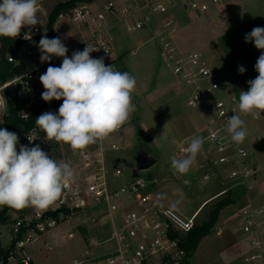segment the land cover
<instances>
[{
	"label": "built area",
	"instance_id": "2783aa9c",
	"mask_svg": "<svg viewBox=\"0 0 264 264\" xmlns=\"http://www.w3.org/2000/svg\"><path fill=\"white\" fill-rule=\"evenodd\" d=\"M224 2L226 0H107L98 8L86 4L74 6L60 13L56 23L68 21L81 27L75 41L61 39L68 48L69 57L76 50L83 51L88 43L98 49L90 54L91 57H102L105 65L110 63L116 48L114 29L121 28L125 33L149 29L150 39L161 48L173 77L192 90L188 105L196 107L219 91L220 86L214 81L202 53L183 51L177 45L176 36L180 28L173 11L180 7L184 11L207 16L212 8ZM46 25H36L24 33L21 36L24 43L7 55L8 62L14 65V76L0 84V127L7 115L9 101L17 102L23 122H29L36 107L42 103L46 104L39 115L56 113L60 107L57 103L43 101L41 97L44 88L40 75L49 64L58 67L62 63L59 57L46 62L40 60L37 38L45 34ZM29 36L31 39H27ZM136 54V49L130 51L131 56ZM16 67L21 70L17 71ZM238 101L239 94H230L210 103L214 120L204 140L211 144V148L202 153L205 162L200 169L203 170V182L221 173L226 174L230 185L221 195L241 187L244 201L237 209V233L249 245L247 264H264V189L259 171L249 162L248 150L242 144L233 143L226 132L227 121L232 115L254 120L264 119V115L256 119L241 114ZM27 136H32L35 141L30 142ZM43 137V131L36 125L31 127L23 133L17 151L19 145L33 147ZM98 142L96 151L87 146L78 153L76 169L83 172V176L70 182L47 209L39 214L31 207L9 209L0 216V238L3 228L7 229L9 237L7 246L1 244L4 252L0 256V264H38L31 253L32 247L42 236L68 224L77 233L73 229L68 230L67 239L74 241L79 238L86 245L83 259L74 260L73 264H148L155 258H159L162 264L164 261L165 264H182L185 261L182 237L193 229L199 212L185 217L175 207L161 206L142 178L118 188L112 187L106 169L105 149L102 141ZM111 150L118 152L119 148L113 144ZM213 168L215 171H211ZM114 175H123L119 165ZM3 210L0 206V213ZM216 234H222L220 227Z\"/></svg>",
	"mask_w": 264,
	"mask_h": 264
},
{
	"label": "rangeland",
	"instance_id": "374dc122",
	"mask_svg": "<svg viewBox=\"0 0 264 264\" xmlns=\"http://www.w3.org/2000/svg\"><path fill=\"white\" fill-rule=\"evenodd\" d=\"M67 1L70 0H38L41 8L38 13L41 24L38 25L45 26L54 7L58 3ZM76 1L74 6L86 4L98 8L107 0ZM173 14L176 20L178 19L177 22L184 20L185 24H190L189 34L185 32L187 29L183 28L180 31L181 43L193 46L197 52L203 53L202 55L209 63L214 81L220 86L219 91L209 95L207 101L203 100L198 106L190 107L188 100L192 90L173 77L165 64L164 53L159 45L150 39L148 31L125 33L121 28L114 29L116 48L109 64L114 65L119 71L129 72L136 78L137 86L132 92V102L136 110L132 113L130 121L123 125L124 129L114 132L102 140L101 144L105 149L106 169L112 187L118 188L124 183L142 178L149 185L148 191L161 206H174L182 215L191 217L205 200L226 189L230 184L224 173L207 182L202 181L203 170L199 166L203 161L202 153L211 148L208 141L204 140L203 149L196 163L187 174L183 175L182 179L177 178L175 170L171 167L170 158L173 155L182 158L185 154L181 152V149L188 144L189 138L193 135L206 137L214 120L210 103L220 97L248 90V81L255 79L258 75L254 66L261 50L252 48L245 42L246 35L243 29H236L228 34L223 31L221 36H207L204 32L205 22L202 19L193 18L194 13L177 7ZM54 28L66 42L79 37L81 33V27L68 21L58 22ZM30 29L22 28L20 35ZM82 31H84L83 27ZM182 33H184L183 36ZM135 49L137 54L133 57L129 53ZM12 50L10 49L9 52ZM239 66L245 68L243 74L238 72ZM16 70L21 68L16 67ZM1 120L0 115V122ZM244 121L248 136L242 145L250 154L249 162L257 166L262 189H264V119L262 117L254 120L247 117ZM11 132L17 133L19 141L22 140L23 132ZM113 144L119 148L118 152L111 150ZM39 145L53 159L69 162L76 170L75 179H81L83 172L76 169V160L82 149L74 151L63 142L47 140L46 136ZM96 145L98 146L99 142L88 147L96 151ZM141 151L157 161L153 167L145 171L135 169L136 160ZM117 165L123 169V175L120 177L114 175ZM231 195L233 204L222 210L211 234L201 241L193 255L192 264H247L246 254L249 251V245L237 233L235 226L237 208L244 201L243 190L241 187L235 188ZM225 197L223 195L216 198L200 209L196 224L199 225L205 221L214 204ZM218 227L222 229L220 236L216 234ZM70 229H73L72 225L62 226L37 241L31 253L38 264H73L74 260L83 259L86 245L79 238L74 241L67 239V231ZM73 231L76 232L75 228ZM0 241L3 246L9 243L6 228L2 229ZM148 264L162 263L159 258H155Z\"/></svg>",
	"mask_w": 264,
	"mask_h": 264
},
{
	"label": "clouds",
	"instance_id": "9594fccd",
	"mask_svg": "<svg viewBox=\"0 0 264 264\" xmlns=\"http://www.w3.org/2000/svg\"><path fill=\"white\" fill-rule=\"evenodd\" d=\"M39 11L38 0H2L0 37L15 39L22 28L41 24ZM245 42L254 43L261 54L254 66L258 75L248 81L247 91H240L238 108L241 114L258 119L264 113V27H254L246 34ZM38 48L41 62L62 58L60 66L49 64L39 78L44 88L43 101L63 100L56 113L45 112L35 119L47 140L81 150L108 138L130 121L136 110L132 92L137 81L129 72L106 66L102 57H91L98 49L88 43L83 51L76 50L69 57L59 37L50 39L45 34ZM238 72L243 74L245 68L239 66ZM226 132L233 143H244L248 129L241 115L229 117ZM27 139L35 141L32 136ZM18 144L17 133L0 128V206L17 210L31 207L39 214L75 180L76 170L69 162L53 159L39 144L19 145L17 151ZM203 144L204 137L193 135L182 149L185 155L170 158L177 176L182 178L190 171Z\"/></svg>",
	"mask_w": 264,
	"mask_h": 264
},
{
	"label": "trees",
	"instance_id": "16d2710c",
	"mask_svg": "<svg viewBox=\"0 0 264 264\" xmlns=\"http://www.w3.org/2000/svg\"><path fill=\"white\" fill-rule=\"evenodd\" d=\"M0 2H2V0H0ZM76 2V0L61 2L54 7L52 12L48 16V23L46 25L45 34L48 36V38L51 39L58 37V35L55 34L53 30L58 15L71 9ZM21 36L22 35H19L15 39L0 37V84H3L14 76V65L8 62L7 55L10 49L18 48L24 43ZM40 39L41 37L37 38V41L39 42ZM51 102L52 104L57 103L61 105L63 103V100H53ZM45 104L46 103H42L36 107L34 115L32 116L29 122H23L19 117V108L17 102L9 101L7 115L3 118V124L1 128L7 129L10 132L20 131L24 133L28 131L31 127L36 125L35 119L39 115L40 111L44 108ZM43 136H46L44 132ZM44 151L46 152V150ZM225 196V198L221 199L216 204H214L205 221H203L199 225L195 224L193 229L188 234L182 237V247L186 251V259L182 264H192L191 259L193 255L197 251L201 241L211 234V231L214 228L216 222L218 221L222 210L233 204L234 200L233 196L231 195V192H228L227 194H225ZM3 208L4 210L0 213V216H3L6 211L12 209L8 206H3ZM3 252L4 250L0 241V256L3 254ZM163 263L165 264V261Z\"/></svg>",
	"mask_w": 264,
	"mask_h": 264
},
{
	"label": "crops",
	"instance_id": "0c3cea01",
	"mask_svg": "<svg viewBox=\"0 0 264 264\" xmlns=\"http://www.w3.org/2000/svg\"><path fill=\"white\" fill-rule=\"evenodd\" d=\"M175 15V14H173ZM193 15V14H192ZM193 18L202 19L205 22L206 28H204L205 35L207 36H221L222 32L231 33L236 29H243L245 31V35L249 33L254 27H264V0H226L224 4L217 8H212L207 16H201L194 14ZM176 18V17H175ZM178 20V19H177ZM179 32L176 36V43L183 51H196L195 47L187 46L183 43L181 35V30L187 29L185 32L189 34L190 24H185L184 20H179ZM203 28V27H202ZM151 37V31L146 29ZM56 34L60 39L66 42L65 39L62 38L61 34L56 31ZM184 33H182L183 36ZM77 38H73L72 41H75ZM252 48H255L254 43L246 42ZM183 44V45H182ZM211 45V44H210ZM200 52V51H199ZM202 53V52H201ZM130 54V53H129ZM203 54V53H202ZM256 59H254L255 61ZM112 61V60H111ZM110 61V63H111ZM112 64H106L109 66ZM214 79V77H213ZM125 127V126H124ZM124 127L122 129H124ZM95 145V144H94ZM201 162L200 166L204 163ZM199 166V167H200ZM182 179V178H181ZM225 190V189H224ZM220 191L209 199L205 200L196 210L200 212V209L205 207L208 203L213 201L216 198H219L223 195L221 193L224 191ZM169 206V205H167ZM174 207V206H171ZM238 209V208H237ZM237 213V212H236ZM184 216V215H183ZM187 217V216H185Z\"/></svg>",
	"mask_w": 264,
	"mask_h": 264
},
{
	"label": "water",
	"instance_id": "95a60500",
	"mask_svg": "<svg viewBox=\"0 0 264 264\" xmlns=\"http://www.w3.org/2000/svg\"><path fill=\"white\" fill-rule=\"evenodd\" d=\"M156 162L157 161L154 158L150 157L146 152L141 151L136 160L135 169L138 171H145L153 167ZM177 178L181 179V177L179 176H177Z\"/></svg>",
	"mask_w": 264,
	"mask_h": 264
},
{
	"label": "bare ground",
	"instance_id": "6f19581e",
	"mask_svg": "<svg viewBox=\"0 0 264 264\" xmlns=\"http://www.w3.org/2000/svg\"><path fill=\"white\" fill-rule=\"evenodd\" d=\"M204 208V207H203ZM202 209V208H201ZM201 212V211H200Z\"/></svg>",
	"mask_w": 264,
	"mask_h": 264
}]
</instances>
